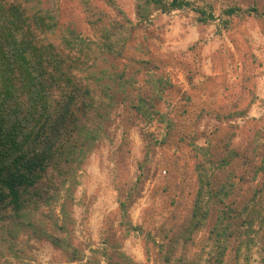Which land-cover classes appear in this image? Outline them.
<instances>
[{"label":"trees","instance_id":"16d2710c","mask_svg":"<svg viewBox=\"0 0 264 264\" xmlns=\"http://www.w3.org/2000/svg\"><path fill=\"white\" fill-rule=\"evenodd\" d=\"M81 1L93 36H83L74 24L62 29L58 0H0V264H16L9 253L14 259L31 258L28 244L18 241L21 235L50 242L69 263L86 256L72 244L70 213L62 199L80 184L84 163L106 135L95 115L98 85L108 79L124 92L132 76L126 71L99 74L98 62L105 55L123 56L132 28L150 24L155 13L191 8L203 24L215 19L211 4L205 8L189 0H136L138 22L122 24L119 18L125 14L115 0H105L114 11L112 20L94 1ZM244 12L264 19V0H255L250 10L236 4L222 11L228 17ZM166 84L160 78L145 86L128 107L147 123L154 115L162 121L154 100ZM244 93L229 90L220 98L218 105L226 114L219 116H245L254 99L243 106ZM226 129H216L214 142L207 146L196 144V132H180L188 150L168 158L166 181L173 207L168 230L162 242L145 235L153 241L152 249L164 254L163 264H200L203 252L206 264H239L242 257L249 264L254 248L264 264L263 128L245 126L237 144V132ZM127 223L145 234L142 226ZM201 230L210 250L203 247L190 260L187 247ZM111 247L92 252L107 264H138L124 254L117 259ZM179 248L182 252L173 260ZM150 251L148 247L147 255Z\"/></svg>","mask_w":264,"mask_h":264},{"label":"rangeland","instance_id":"374dc122","mask_svg":"<svg viewBox=\"0 0 264 264\" xmlns=\"http://www.w3.org/2000/svg\"><path fill=\"white\" fill-rule=\"evenodd\" d=\"M91 1L112 20L114 11L105 0ZM115 1L125 14V18L122 15L119 18L122 24L131 20L135 25L136 0ZM189 1L205 8L211 4L215 19L203 24L191 8L155 13L150 24L132 28L129 47L123 56L105 55L95 69L99 74L104 70L126 71V76H132L124 92L108 79L98 85L95 115L106 135L84 163L79 173L80 184L71 188L69 198L62 199L70 213L72 244L85 250L86 256L69 263L50 242L21 235L18 241L28 244L31 258L14 259L9 253L14 263L90 264L93 260L107 264L102 255L92 250L112 245L109 250L115 252L117 259L119 254H124L138 264H163L164 254L152 249L153 241L145 235L151 234L157 242H162L168 230L166 225L173 211L166 181L168 158L188 150L180 132L187 135L196 132V144L207 146L213 141L216 129L227 128L229 134L237 132L233 140L237 144L239 131L249 125L263 128L261 140L264 141V19L249 12L232 17L222 13L236 4L250 10L255 0ZM58 9L62 29L74 24L83 36L94 35L81 0H58ZM226 19L228 26L224 25ZM160 78L167 84L162 85L161 97L154 104L164 119L161 121L160 116L154 115L147 123L127 103ZM229 90L245 92L243 106L254 99L245 116H219V99ZM120 202L125 204L124 208ZM57 212L61 219L59 207ZM128 221L133 227L142 226L145 234L130 229ZM106 239L110 240L108 245ZM204 240L201 230L189 243L190 260L197 258L203 247L210 250V246H204ZM148 247L150 255L146 253ZM181 252L179 248L173 260ZM207 256L203 252L200 264H206ZM230 259L227 256L226 262ZM239 264H247L245 257ZM249 264H260L257 248L253 249Z\"/></svg>","mask_w":264,"mask_h":264}]
</instances>
